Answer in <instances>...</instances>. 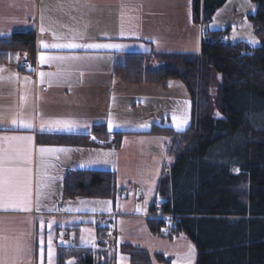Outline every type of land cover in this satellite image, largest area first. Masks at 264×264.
<instances>
[{
    "label": "crops",
    "instance_id": "crops-1",
    "mask_svg": "<svg viewBox=\"0 0 264 264\" xmlns=\"http://www.w3.org/2000/svg\"><path fill=\"white\" fill-rule=\"evenodd\" d=\"M192 4L193 0H0V38L22 30H35L37 34L35 50L30 52L34 70L22 69L21 57L0 63V137L33 138L0 139V149L11 145L15 150L11 166L21 170L17 174L19 190L30 194L32 208L31 211L0 208V260L7 264H46L51 251L52 263L59 264L62 254L77 256L95 248L97 220L102 217L112 230L111 237L116 232L118 241L147 249L154 264H165L156 258L157 254L169 260V264H173L174 255L181 264L180 257L185 251L178 238L153 235L147 225L149 218H155L151 207L161 200L159 185L165 170L160 166L167 152L163 135L152 134L150 130L154 125L175 127L173 116L162 114L168 111V101L164 105L152 100L150 106L156 105L152 114L158 110V118L143 130L122 131L109 127V122L115 98L126 100L122 90L125 88H118L125 80L117 74L116 67L125 63L128 54L200 51L206 28L202 21L194 20ZM66 43L120 47L42 46ZM41 55L83 59L42 64ZM40 73L53 75L42 77ZM136 85L146 86L139 87L144 92L153 89L149 87L153 86L151 83ZM171 108L174 115L175 108ZM56 121L70 122L72 127L66 129ZM26 123L32 127H24ZM98 124L106 126L109 132L106 138L92 132ZM117 133H123L118 143ZM59 135H83L90 142L69 145L40 141L43 136ZM41 147L68 151L41 154ZM95 160L101 162H92ZM73 169L112 172L115 195L67 198L64 179ZM138 189L145 196L143 201H139ZM53 224L61 228L58 234L62 231L74 253L66 255L68 249L57 245L48 234ZM73 232L72 241L69 237ZM84 232L91 235L92 241L90 247L79 248ZM49 241L55 244L51 249ZM114 245L115 241L112 247L108 245V253L113 252ZM164 253L172 256L166 257ZM115 259L116 264H129L126 254L119 252Z\"/></svg>",
    "mask_w": 264,
    "mask_h": 264
},
{
    "label": "trees",
    "instance_id": "trees-1",
    "mask_svg": "<svg viewBox=\"0 0 264 264\" xmlns=\"http://www.w3.org/2000/svg\"><path fill=\"white\" fill-rule=\"evenodd\" d=\"M226 1L193 0L194 20L206 27L198 53H131L116 72L133 84L179 79L190 95L191 123L186 129L154 125L150 130L171 140L167 152L175 163L169 173L167 168L164 171L167 193L163 180L159 190L162 212L177 216L169 232L163 231V219L149 218L150 233L170 239L187 235L197 249L195 264H264V120H259L264 112V0H253L258 4L253 18L263 37L258 47L212 40L224 31H209L207 24ZM36 43L35 30L0 38V63L34 52ZM92 132L100 138L109 134L103 124L94 125ZM121 134L117 133L116 143ZM88 138L59 135L43 136L40 141L81 145L89 143ZM115 193L110 171L73 169L64 179L67 198H106ZM150 212H156V205ZM96 232L95 248L77 254L75 264H116L119 252L128 256L129 264H154L147 249L118 241L116 232L113 252L108 253L110 227ZM72 253L68 249L66 255ZM155 256L170 263L162 255ZM64 258L62 254L59 264H65Z\"/></svg>",
    "mask_w": 264,
    "mask_h": 264
},
{
    "label": "rangeland",
    "instance_id": "rangeland-1",
    "mask_svg": "<svg viewBox=\"0 0 264 264\" xmlns=\"http://www.w3.org/2000/svg\"><path fill=\"white\" fill-rule=\"evenodd\" d=\"M258 4L253 2V0H227L226 3L219 7L216 12L214 13L213 19L207 24V28L209 31L215 30H222L226 36V41L231 42H242L252 47H258L263 42V37L259 33L258 26L255 25L254 15L257 12ZM22 60H20L21 62ZM221 76L218 74L217 79L220 80ZM171 81V82H169ZM153 86L152 91L147 90V92L142 91L144 88L139 87H146V86H133L131 82H127L126 80L118 85L119 87H124L122 89L125 92L126 100H122L119 97L115 98L116 105L112 108L110 122L113 128H118L123 130H143V128H147L151 126L152 122H154L155 118L157 117V111L154 113V108L156 105L150 106L152 100H157L159 103L168 101L169 108L168 111L164 110L162 114L165 116H173L176 118V122L174 123L175 130L177 129V122L180 123V130H184L189 126L190 121H187L190 118L191 114V100L189 92L184 85V83L179 79H171L161 83H151ZM162 84V85H159ZM166 85V87H165ZM132 86L134 88H132ZM116 88V87H115ZM117 88V89H118ZM212 97L214 98L217 94V86L214 84L211 87ZM160 103V104H162ZM117 105H120L119 107ZM175 108V114L173 115V111L171 107ZM113 107V105H112ZM166 109V107H164ZM167 115H166V114ZM169 113V114H168ZM219 115L218 111H215V116ZM186 119V123L184 120ZM254 121L256 117L252 118ZM264 120V112L262 115L259 116V120ZM151 122V123H150ZM264 127V126H262ZM120 130V131H121ZM178 130V131H180ZM166 140V143L163 145L166 149L171 143V140L166 137L162 136ZM162 165L160 168L166 169V173H169V169L174 163L175 158L174 156L165 152L164 159L161 160ZM165 166V167H164ZM239 172V170H237ZM164 181L163 191L164 194L166 192V185L169 184V181L166 178L162 179ZM161 193H159V197ZM246 200V198H243ZM177 217V216H176ZM57 224H53L51 230L48 232L52 239L55 240L57 245L60 247L70 249V241H67L63 238L62 231ZM72 232V231H71ZM59 236V237H58ZM91 235L86 232L81 234V237L78 242L79 248H86L90 247L92 238ZM70 240H75L74 232L70 233ZM181 248L185 251L180 259L182 260L181 264H195L196 256H197V249L193 241L185 234L177 237ZM108 245L111 247L114 244V239L109 236V240L107 241ZM51 245H55L51 243ZM75 245V244H74ZM189 245H192L194 248V252L189 256L188 250ZM92 250V249H90ZM167 256H172L170 253H164ZM55 258V257H54ZM53 255L51 254V258H49V254L47 256L46 264H53ZM57 258H55L56 262ZM75 264L77 262L76 255H70L65 257V264ZM173 264H179L176 257L173 255V259L171 260Z\"/></svg>",
    "mask_w": 264,
    "mask_h": 264
},
{
    "label": "snow or ice",
    "instance_id": "snow-or-ice-1",
    "mask_svg": "<svg viewBox=\"0 0 264 264\" xmlns=\"http://www.w3.org/2000/svg\"><path fill=\"white\" fill-rule=\"evenodd\" d=\"M44 31V28L41 27V32ZM44 48L54 47V48H80V47H87V48H118L120 45L115 44H87L81 45L78 43H66V44H43ZM83 59L79 56H56V57H46L44 55L40 56V62L46 63L51 60H80ZM43 77L44 75H53L52 73H40ZM174 122H176V118L174 117ZM186 123V119L184 120ZM13 124H16L17 121L13 119ZM57 124L63 125L64 128L69 129L72 127L70 122L65 121H56ZM24 127L31 128V123H26L23 125ZM109 127H111V122H109ZM177 129L180 130V123L177 122ZM0 139L4 141H31L33 138L31 136H4L0 137ZM14 148L9 145L8 149H0V208L2 209H21L24 211H31V199L30 194L28 192L21 193L19 190V179L18 173L21 171L18 168L12 167L11 164L13 163L14 157L13 152ZM40 153L46 152H67L68 149L64 148H45L41 147L39 149ZM94 163L101 162L100 160L92 161ZM106 162V161H103ZM83 166V165H81ZM39 211V207L36 209ZM52 209H49L51 211ZM49 249H51V241H49ZM194 252V248L192 245H189L188 255L190 256ZM20 249H17V255H19ZM49 258H51V251H49ZM0 264H7L5 260H0ZM72 264V262H69Z\"/></svg>",
    "mask_w": 264,
    "mask_h": 264
},
{
    "label": "built area",
    "instance_id": "built-area-1",
    "mask_svg": "<svg viewBox=\"0 0 264 264\" xmlns=\"http://www.w3.org/2000/svg\"><path fill=\"white\" fill-rule=\"evenodd\" d=\"M214 41H216V39H214ZM22 66H23V67H31L28 57H26V58L22 61ZM173 223H174V221H173L170 217H167V218H166V224H173Z\"/></svg>",
    "mask_w": 264,
    "mask_h": 264
},
{
    "label": "water",
    "instance_id": "water-1",
    "mask_svg": "<svg viewBox=\"0 0 264 264\" xmlns=\"http://www.w3.org/2000/svg\"><path fill=\"white\" fill-rule=\"evenodd\" d=\"M169 229H165V231H168ZM169 258H171V257H169Z\"/></svg>",
    "mask_w": 264,
    "mask_h": 264
}]
</instances>
